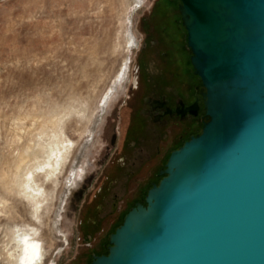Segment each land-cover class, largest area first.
Wrapping results in <instances>:
<instances>
[{"label":"rangeland","instance_id":"374dc122","mask_svg":"<svg viewBox=\"0 0 264 264\" xmlns=\"http://www.w3.org/2000/svg\"><path fill=\"white\" fill-rule=\"evenodd\" d=\"M178 3L0 0V264H25L19 256L28 247L33 264H89L92 253L106 252L133 200L158 182L155 170L128 178L113 162L137 67L156 71L172 38L178 60L189 65ZM162 23L175 36L165 39ZM49 121L53 127L41 131ZM29 146L38 158L18 188L13 175ZM99 187L117 193L118 205L101 219L93 207L96 225L82 231L84 201Z\"/></svg>","mask_w":264,"mask_h":264},{"label":"water","instance_id":"95a60500","mask_svg":"<svg viewBox=\"0 0 264 264\" xmlns=\"http://www.w3.org/2000/svg\"><path fill=\"white\" fill-rule=\"evenodd\" d=\"M178 1L206 118L89 264H264V0Z\"/></svg>","mask_w":264,"mask_h":264},{"label":"flooded vegetation","instance_id":"af4514ba","mask_svg":"<svg viewBox=\"0 0 264 264\" xmlns=\"http://www.w3.org/2000/svg\"><path fill=\"white\" fill-rule=\"evenodd\" d=\"M171 27L167 23L158 25L167 40L168 36H175L177 32ZM148 46V34L145 33L140 48L142 56L148 54ZM172 48H177L173 38L166 49L160 50L163 61L156 71H140V67H137L125 107L123 138L113 162L115 171L124 173L128 178L148 170H155L158 175L169 153L195 134V126L202 124L206 118L200 95L202 85L195 84L190 63L185 66L178 60V51ZM195 102L198 106L196 109ZM115 142L116 134L113 135L112 145ZM163 158L165 161L160 165ZM128 185V180L121 183L123 187ZM118 200L117 193L109 194L107 189L97 188L92 198L84 201L81 230H86L90 222L91 226L96 225V220L90 216L93 207L94 216L101 219L107 212L116 209ZM136 202L144 203V197L134 199L132 205ZM93 203H96L95 206Z\"/></svg>","mask_w":264,"mask_h":264},{"label":"bare ground","instance_id":"6f19581e","mask_svg":"<svg viewBox=\"0 0 264 264\" xmlns=\"http://www.w3.org/2000/svg\"><path fill=\"white\" fill-rule=\"evenodd\" d=\"M51 127H53V123L50 121L49 123L46 122L40 126L41 131H47ZM37 158V151L34 150L32 146H29L27 149V155L21 159L17 165V171L13 175L14 185H16L18 188L26 183L27 179L29 178L31 166L37 161ZM35 256L36 253L34 252V249H32V247H28L23 253L20 254L19 263L33 264V260L36 258Z\"/></svg>","mask_w":264,"mask_h":264},{"label":"trees","instance_id":"16d2710c","mask_svg":"<svg viewBox=\"0 0 264 264\" xmlns=\"http://www.w3.org/2000/svg\"><path fill=\"white\" fill-rule=\"evenodd\" d=\"M146 193V192H145ZM145 195V194H144ZM144 197V196H143ZM118 225V224H117ZM107 251V250H106ZM106 253V252H105Z\"/></svg>","mask_w":264,"mask_h":264}]
</instances>
